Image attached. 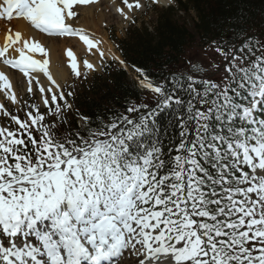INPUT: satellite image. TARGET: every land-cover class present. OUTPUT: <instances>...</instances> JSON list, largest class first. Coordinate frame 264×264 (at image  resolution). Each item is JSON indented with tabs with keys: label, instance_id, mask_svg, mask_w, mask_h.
I'll return each instance as SVG.
<instances>
[{
	"label": "snow or ice",
	"instance_id": "snow-or-ice-1",
	"mask_svg": "<svg viewBox=\"0 0 264 264\" xmlns=\"http://www.w3.org/2000/svg\"><path fill=\"white\" fill-rule=\"evenodd\" d=\"M98 2L0 0V62L40 100L22 102L0 71L4 98L27 109L21 119L0 103L16 126H0V264H264V38L213 39L208 69L189 53L160 69L159 82L133 65L145 96L88 114L54 78L48 47L11 25L78 37L99 54L81 69L66 49L71 72L86 79L110 67L103 41L75 26L78 9ZM122 3L128 11H115L135 24L141 0Z\"/></svg>",
	"mask_w": 264,
	"mask_h": 264
},
{
	"label": "trees",
	"instance_id": "trees-1",
	"mask_svg": "<svg viewBox=\"0 0 264 264\" xmlns=\"http://www.w3.org/2000/svg\"><path fill=\"white\" fill-rule=\"evenodd\" d=\"M174 2V7L156 11L151 29L141 24L128 28L121 38L110 37L128 68L125 70L115 62L106 61L110 67L93 73L89 82L79 84L74 97H67L74 109L95 114L103 111L105 104L111 107L115 103L119 107L126 101L143 98L146 93L133 79L136 75L133 65L159 82V70H166V65L180 64L186 50L193 46L206 47L213 39L232 46L245 32L264 38V0ZM76 126L72 124L73 128Z\"/></svg>",
	"mask_w": 264,
	"mask_h": 264
},
{
	"label": "bare ground",
	"instance_id": "bare-ground-1",
	"mask_svg": "<svg viewBox=\"0 0 264 264\" xmlns=\"http://www.w3.org/2000/svg\"><path fill=\"white\" fill-rule=\"evenodd\" d=\"M105 1V6L101 7ZM133 0H129L131 3ZM144 0H141L143 2ZM167 0H160L158 5L166 6ZM121 6L119 0H115V4H113V0H99V2L93 6H81L80 13L81 18L76 26L83 27L91 37L98 38L103 41L100 45L102 49L105 50L106 56L107 49L111 48L112 51L118 55L117 52L114 51L112 45H110L106 39V34L104 33V28L109 24L110 21L114 19L120 20L122 17L115 11V6ZM125 11H128L126 6L124 5ZM134 9L130 13L132 15L134 13ZM14 30H21L26 36H31L39 41H41L45 46L48 47L50 52V70L54 76L58 80V82L62 85L69 77L70 73V65L69 58L66 56V49L71 48L77 57V62L82 68L83 60L87 59L92 63L98 64L99 62V54L93 55L92 52L87 50V46L83 44V41H80L78 37H48L44 33H40L38 30L31 28V26L27 25L23 21L13 20L12 25ZM8 27V24L4 20H0V44L3 41V35L5 29ZM34 56L37 59H41L42 56L39 53H35ZM119 56V55H118ZM110 57V56H109ZM0 71H5L6 74L10 77L13 83V89L16 91L18 98L21 94L26 90L27 81L26 78L23 77V74L19 71H13L3 65L0 62ZM42 83H47V78L43 77V74H39ZM6 98H4L3 93L0 92V103H5ZM10 104L11 102L8 101Z\"/></svg>",
	"mask_w": 264,
	"mask_h": 264
},
{
	"label": "rangeland",
	"instance_id": "rangeland-1",
	"mask_svg": "<svg viewBox=\"0 0 264 264\" xmlns=\"http://www.w3.org/2000/svg\"><path fill=\"white\" fill-rule=\"evenodd\" d=\"M119 2L121 3V6L124 7L122 0H119ZM141 3L144 5V7L142 9H134L135 11L132 14V16L135 18V21H136L135 24L130 25L122 18L120 20L114 19L113 21H110L107 26H105L104 33L106 34L105 35L106 39L110 45H112V43L110 42L111 36L121 38L125 34L126 30L130 27H139L141 24H145L149 29H151V27L153 26V22L155 20L156 11L160 10V8L168 7V6L158 5V4L153 5L151 3V0H144ZM105 4L106 3L104 1V3L102 4L101 7H104ZM171 6H175V2ZM80 9H81V7L78 9L80 15H79V19L75 21V26H76V22L78 23L80 21V18H81ZM190 13L193 16V12L191 11ZM224 44H226L228 47H231L227 43H224ZM112 47H113L114 51L117 52L113 45H112ZM207 48H208V46L200 47V48L193 46V47L186 50L184 57L187 56L189 53H191L194 61H196V62L204 61V63L202 64V67H204L205 69H208L209 64L214 62V61H213V57L211 55L205 54V49H207ZM106 57H107L106 61H111V57H109V56H106ZM215 59H217V60L222 59V57H219V55L217 54ZM99 62H100V60H99ZM99 62H98V64H99ZM183 70H185V71L189 70V66L187 65L186 61H185V68ZM96 72H99V71H96ZM69 74L70 75H69L68 79L62 84V86H64V90L66 88L67 91H70V90L76 91L79 89V84H83L84 82H89V78L92 76L93 73H90L86 79L83 76H81L80 78L75 77V75L71 72V70H70ZM198 74H203V73H198ZM129 76H131V73H129ZM212 78L216 79V77H212ZM72 86H74V87H72ZM19 99L22 102L28 101L30 103H36L37 105L40 104L38 90H36L35 96L27 94V92L25 90L23 92V94L20 95ZM5 106L8 108V110L12 114H18L21 119L25 118V113H26L27 109L22 104L21 105H13V104H10L8 101H5ZM0 126H9L11 128L16 127L14 124L11 123L10 117H5V116H3L2 113H0Z\"/></svg>",
	"mask_w": 264,
	"mask_h": 264
}]
</instances>
